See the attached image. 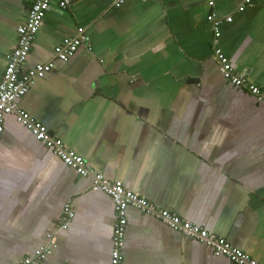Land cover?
<instances>
[{"label":"crops","instance_id":"0c3cea01","mask_svg":"<svg viewBox=\"0 0 264 264\" xmlns=\"http://www.w3.org/2000/svg\"><path fill=\"white\" fill-rule=\"evenodd\" d=\"M35 0H0V81ZM53 0L24 71L18 107L89 169L178 213L264 264V101L227 81L214 48L264 90V0ZM223 21L215 34L208 15ZM231 17V21L227 20ZM84 33L69 61L55 48ZM75 216L60 229L64 206ZM124 264H234L134 207ZM111 197L66 166L14 114L0 134V264L40 247L41 264H111Z\"/></svg>","mask_w":264,"mask_h":264},{"label":"built area","instance_id":"2783aa9c","mask_svg":"<svg viewBox=\"0 0 264 264\" xmlns=\"http://www.w3.org/2000/svg\"><path fill=\"white\" fill-rule=\"evenodd\" d=\"M52 1L35 0L28 11L26 21L17 29L19 35L18 43L9 56L3 78L0 81V134L4 131L6 116L14 114L16 120L27 127L39 141H42L48 148L52 149L66 166L74 168L81 176L89 177L94 187L100 188L111 197L117 214V221L112 236L111 264H124L123 248L125 246L126 227L128 224L127 210L129 207L137 208L147 215L161 219L172 229L208 245L216 256H223L234 264H262L246 252L232 246L225 238L184 220L174 211L156 207L145 196L127 189L122 181H111L102 173L91 171L83 156L66 146L61 139L52 137L45 125L34 121L29 113L18 107V100L28 93L34 80L38 77H44L56 66L54 61H49L47 63H39L30 70L24 71L22 69L31 52L36 35L51 8ZM68 2V0L62 1L61 6L65 7ZM123 2L124 0H117L116 5L120 6ZM251 4L252 0H244L238 10L244 11ZM215 5L216 0H208L209 8H214ZM208 20L212 23L216 44L222 34L221 25L223 21L215 13H210ZM227 20L231 21V17H228ZM83 43H88V38L81 32L77 36L71 37L64 44L58 45L55 48V56L67 62L75 55ZM214 53L219 62L220 72L227 81L234 86L247 90L258 100L264 101V90L248 81L245 75L236 71L219 45L214 48ZM74 216L75 212L71 204L67 203L63 209L59 228L67 229ZM51 253V247L43 246L34 251L32 255L22 258L17 264H41Z\"/></svg>","mask_w":264,"mask_h":264}]
</instances>
